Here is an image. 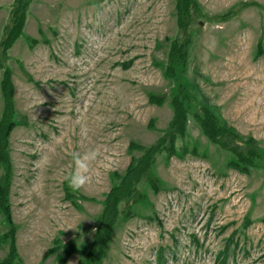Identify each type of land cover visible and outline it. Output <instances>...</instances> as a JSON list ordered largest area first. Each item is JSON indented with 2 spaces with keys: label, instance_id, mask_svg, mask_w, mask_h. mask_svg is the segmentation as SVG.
<instances>
[{
  "label": "rangeland",
  "instance_id": "374dc122",
  "mask_svg": "<svg viewBox=\"0 0 264 264\" xmlns=\"http://www.w3.org/2000/svg\"><path fill=\"white\" fill-rule=\"evenodd\" d=\"M15 1L0 0V42ZM198 2L181 81L166 73L174 38L191 33L178 28L176 0H32L25 33L0 58V131L8 69L16 122L0 147V263L15 250L16 264H59L58 253L45 257L58 239L87 252L106 195L168 127L181 85L195 98L190 113L202 92L264 147V0ZM190 132L191 153L160 156L123 203L103 264H264V170L229 169L230 153L193 122ZM90 148L91 179L74 191L72 153Z\"/></svg>",
  "mask_w": 264,
  "mask_h": 264
},
{
  "label": "trees",
  "instance_id": "16d2710c",
  "mask_svg": "<svg viewBox=\"0 0 264 264\" xmlns=\"http://www.w3.org/2000/svg\"><path fill=\"white\" fill-rule=\"evenodd\" d=\"M176 2L178 28L186 30V28L191 27V33L187 34L188 36L184 41L177 37L174 38L166 73L169 77L182 81L184 76L190 77L188 70L194 59L191 49L194 45L195 38L201 32L193 25H188L191 22H187L190 20L191 15L198 14L201 9L198 0H176ZM31 3L32 0H16L14 3L9 22L5 26L3 38L0 42V58L3 62H6L9 51L25 33L27 15ZM191 35L194 37L192 41ZM194 83L198 88L196 82ZM184 86L181 85L178 87V95H175L171 103L174 114L168 127L163 131H159L161 134L155 143L144 145L147 148L145 147L142 150L144 153L140 160L133 161L130 164L121 178V183L115 185L106 195L98 220L99 226L97 233L90 249L85 252L77 248L75 242L62 244L58 239L53 241L54 246L52 245L53 247L46 252L45 257L58 253L60 256L58 263L68 264L70 258L74 254H77L80 256L78 264H103L107 256L108 243L112 239L115 226L117 225L119 217L123 216V212H121L123 203L134 199L136 195L135 187L137 185L139 187L145 181L150 182L151 176H148V173L154 169L157 159L162 155L170 159L173 157L187 156L191 153L188 149L183 148V144L191 136L190 126L192 122L199 127L202 134L212 144L220 147L219 149H223L222 151L227 153V157H229L228 153H230V159L227 158L228 162L226 160V165L229 169L243 174H251L252 171L259 169L264 170V165L261 164L263 162L261 160L264 159V147L261 143L253 137L243 136L235 128L228 126L221 112H219V108L210 105L202 92L198 91L199 101L197 103L202 106L200 111L190 113V99L192 98L195 101V98L188 91V87ZM182 90L186 94L181 92ZM2 92L5 100V113L0 131V147L5 151L8 146L10 132L16 126V122L13 120L14 89L9 69L5 71L3 76ZM150 100L159 106H163L166 103L165 100H161L155 96H152ZM243 145L248 146L243 148ZM151 184L156 191H159V189L155 188L157 186L154 180H151ZM125 215H129V212L125 213ZM130 217L132 218L133 216L131 215ZM9 254L8 258L0 264L9 263L13 257L16 258L14 263L16 264V261L19 259V253L14 250ZM18 262L20 263V261Z\"/></svg>",
  "mask_w": 264,
  "mask_h": 264
},
{
  "label": "clouds",
  "instance_id": "9594fccd",
  "mask_svg": "<svg viewBox=\"0 0 264 264\" xmlns=\"http://www.w3.org/2000/svg\"><path fill=\"white\" fill-rule=\"evenodd\" d=\"M98 156L99 150L97 148L87 149L83 153L77 151L72 153L73 168L65 177L69 188L79 191L89 183L92 165Z\"/></svg>",
  "mask_w": 264,
  "mask_h": 264
}]
</instances>
